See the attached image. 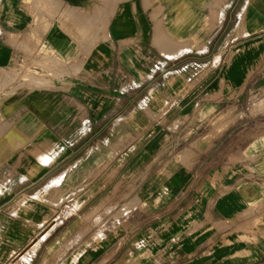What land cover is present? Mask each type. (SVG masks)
Segmentation results:
<instances>
[{
    "label": "crops",
    "instance_id": "obj_1",
    "mask_svg": "<svg viewBox=\"0 0 264 264\" xmlns=\"http://www.w3.org/2000/svg\"><path fill=\"white\" fill-rule=\"evenodd\" d=\"M0 71V264H264V0H0Z\"/></svg>",
    "mask_w": 264,
    "mask_h": 264
},
{
    "label": "rangeland",
    "instance_id": "obj_2",
    "mask_svg": "<svg viewBox=\"0 0 264 264\" xmlns=\"http://www.w3.org/2000/svg\"><path fill=\"white\" fill-rule=\"evenodd\" d=\"M193 24V23H192ZM190 28H194V26L193 25H191V27ZM189 39V38H188ZM162 51H164V53L166 54V51H165V49H161ZM26 66H25V64L24 63H21V64H19L18 65V71L19 70H22L23 68H25ZM27 68V70L26 71H31V72H39V69L38 68H36V67H34V66H31V65H29V66H27L26 67ZM7 74V72L6 71H0V81H1V76H2V74ZM4 82H7L6 80H4ZM253 93V92H252ZM252 93H248L245 97H244V99H243V103H242V106H241V108H247V110H249V111H254L255 109H261V108H264V100H262V101H260V99H261V96L262 95H264V91H256L255 93H257V95H255L254 97H252L251 99H253L252 101H251V99H250V97H251V95H252ZM252 107L254 108V109H252ZM187 149V150H186ZM185 150H184V152H183V158L181 157V161H186L187 159H188V157H189V155H190V153H189V149L188 148H186ZM185 153V154H184ZM179 159H180V157H179ZM125 202V201H124ZM129 204H133V200L132 201H130V202H128L127 204H125V205H129ZM121 207H124V206H122V205H120L119 206V209H118V211L115 213V214H113V216H116L117 214H119V213H121L124 209H121ZM107 210V209H106ZM105 210V211H106ZM103 216V213L102 214H99V215H97V216H95V221L96 222H98L99 221V219H100V217H102ZM86 224H88L87 223V221H86V223L84 224V227H83V229L81 230V232L80 233H85L87 230H88V226L86 225ZM19 260L20 261H22V262H24V257L22 256V257H20L19 258Z\"/></svg>",
    "mask_w": 264,
    "mask_h": 264
},
{
    "label": "built area",
    "instance_id": "obj_3",
    "mask_svg": "<svg viewBox=\"0 0 264 264\" xmlns=\"http://www.w3.org/2000/svg\"><path fill=\"white\" fill-rule=\"evenodd\" d=\"M70 212V204L69 202L64 203L61 208L56 212L55 217H66Z\"/></svg>",
    "mask_w": 264,
    "mask_h": 264
},
{
    "label": "bare ground",
    "instance_id": "obj_4",
    "mask_svg": "<svg viewBox=\"0 0 264 264\" xmlns=\"http://www.w3.org/2000/svg\"><path fill=\"white\" fill-rule=\"evenodd\" d=\"M25 1H26V0H25ZM111 1H112V0H111ZM29 2H31V1H29ZM107 2H108V1H107ZM22 3H24V1H23ZM27 3H28V2H27ZM33 3H34V2H33ZM31 4H32V3H31ZM31 4H30V5H31ZM36 5H37V4H36ZM26 6H27V5H26ZM28 6H29V5H28ZM44 9H45V8H44ZM111 10H112V9H111ZM63 11H64V9L62 10V12H63ZM65 11H66V9H65ZM98 12H99V11H98ZM110 12H111V11H110ZM66 13H67V12H66ZM92 13H93V12H92ZM101 13H102V12H101ZM61 15H62V13H61ZM100 15L102 16L103 14H100ZM105 15H106V14H105ZM88 17H89V16H88ZM102 17H103V16H102ZM108 17H109V16H108ZM66 19H68V18H66ZM88 19H89V18H88ZM90 19H91V17H90ZM99 19H100V18H99ZM86 20H87V19H86ZM102 20H103V19H102ZM90 21H91V20H90ZM105 21H106V19H105ZM70 22H71V21H70ZM101 22H102V21H101ZM37 23H38V22H37ZM90 23H91V22H90ZM103 23H104V22H103ZM84 24H85V23H84ZM84 24H83V25H84ZM81 26H82V25H81ZM84 26H85V25H84ZM105 26H106V25H105ZM99 27H100V26H99ZM103 29H104V26H103ZM81 30H83V29H81ZM79 33H80V31H79ZM90 34H91V33H90ZM78 36H79V35H78ZM13 38H14V37H13ZM23 39H24V38H23ZM159 41H161V39H160ZM163 41H164V40H163ZM157 42H158V41H157ZM157 42H156V43H157ZM163 43H164V42H163ZM20 45H21V44H20ZM175 52H176V51H175ZM37 66H38V65H37ZM70 70H71V69H70ZM53 72H54V71H53ZM23 75H24V74H23ZM4 76L6 77V78H4V79H8V78H7L8 75H3V77H4ZM21 77H22V76H21ZM24 77H25V76H24ZM41 80H42V79H41ZM2 82H3V81H2ZM27 84H28V83H27ZM262 100H264V98H262ZM262 100L260 99V101H262ZM0 125H1V124H0ZM3 126H4V125H3ZM5 128H6V127H5ZM0 129H1V128H0ZM1 131H2V130H1ZM19 135H20V134H19ZM121 209H123V207H122Z\"/></svg>",
    "mask_w": 264,
    "mask_h": 264
}]
</instances>
